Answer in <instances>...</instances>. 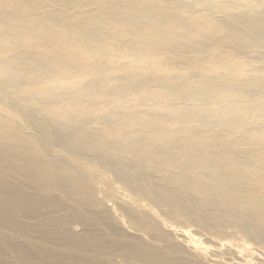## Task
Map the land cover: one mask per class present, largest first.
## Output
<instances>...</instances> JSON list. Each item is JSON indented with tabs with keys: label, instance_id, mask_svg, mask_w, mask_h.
Wrapping results in <instances>:
<instances>
[{
	"label": "bare ground",
	"instance_id": "1",
	"mask_svg": "<svg viewBox=\"0 0 264 264\" xmlns=\"http://www.w3.org/2000/svg\"><path fill=\"white\" fill-rule=\"evenodd\" d=\"M9 1L0 0V7ZM11 1H23L28 6L30 22L37 21L44 30L58 28L63 35L73 36L74 41L83 44L88 51L105 53L104 38L112 35H116V43L121 46L133 44L134 30L140 34H164V41L155 44H171L202 35L196 26L168 7L171 1L178 3L180 0H126L124 4L118 0ZM233 2L230 0L229 4ZM44 8L49 20L39 16ZM73 15L80 16V20H72ZM236 22H245V17L240 16ZM11 26L18 32L24 29V25L17 22ZM211 27L220 30L214 24ZM259 34L264 42V31ZM262 79L259 77L255 82ZM245 83L234 75L185 80L180 86L166 89L167 104H160L157 111L130 109L114 114L108 121L111 128L104 134L71 133L74 152L92 157V162L111 170L135 193L170 216L183 218L207 232L200 235L190 230V226L179 228L177 224L178 229H173L163 223L165 234L162 238L167 234L183 235L181 241L185 244L169 246L173 255L141 246L138 243L141 234L137 229L134 230L139 235H132L128 228H114L118 239L109 242L104 234L93 229V225L100 220L98 217H102L104 220L101 221L107 225L111 221L104 211L90 214V202L83 210L86 217L70 208L66 200L46 199L23 191L21 183L10 179L4 170L20 173L23 184L29 188L59 189L64 192L65 199L76 196L80 201L84 200L74 184L61 176L57 163L44 155L42 147L38 144L25 146L22 141L26 137L18 128L0 123V228L57 245L50 248L37 243L10 241V247L30 264H36V260L43 257L55 261L67 258L72 264H203L196 258L209 256L211 242L214 247L222 248L224 240L219 241L215 236L220 231L232 229L239 242L233 244L237 249H229L230 258L237 259V264H264L263 258L254 260L260 258L256 244L264 247V128L254 130L261 137L257 145L243 143L242 137L229 143L228 140L234 138L225 129L238 122L240 116L264 123V86L252 92ZM113 95L124 96L120 91L113 93L112 98ZM164 105L172 110L161 111L165 109ZM211 105L218 107L209 115H200L202 108ZM175 122L192 125L171 129L168 125ZM133 125L138 128L133 129ZM43 129L48 132L51 143L60 140L52 136L55 130L50 123L43 125ZM211 132L216 135L206 140L194 135L208 136ZM100 151L107 153L110 159L100 161L94 156ZM125 158L130 166L121 169L119 163ZM155 172L160 176L156 177ZM56 206L65 213L63 220L53 218L55 212L51 207ZM28 212L42 216L30 221L26 216ZM134 219L139 229L156 228L145 219ZM76 220H81L83 225L79 232L74 226ZM249 241L255 244L257 251ZM63 248L81 250L87 255L68 253ZM178 253L187 256L181 257Z\"/></svg>",
	"mask_w": 264,
	"mask_h": 264
},
{
	"label": "rangeland",
	"instance_id": "2",
	"mask_svg": "<svg viewBox=\"0 0 264 264\" xmlns=\"http://www.w3.org/2000/svg\"><path fill=\"white\" fill-rule=\"evenodd\" d=\"M118 1L123 4L126 2ZM167 1L170 0H165ZM229 1H171L168 7L184 17L192 26H196L202 33L200 37L171 44H155L164 41L165 35L140 34L134 30V43L128 46L117 44L116 35L105 37V53L88 51L83 44L75 42L73 36L63 35L58 28L44 30L37 21L30 22L27 15L28 6L23 1L14 3L10 0L1 6L0 123L18 128L26 137L22 141L25 146L38 144L42 147L44 155L57 163L61 176L74 184V188L81 192L84 200L80 201L76 196L75 199H65L64 192L59 189L29 188L23 184L24 178L20 173L8 169L4 170V173L10 179L21 183L23 191L46 199L57 197L62 201L66 200L67 205L74 211L83 213L89 202L90 214L104 211L111 224L103 223L104 219L98 217L100 220L93 225V229L104 234L109 242L118 239L113 232L114 228H128L131 229L132 235H139L140 232L141 239L138 243L141 246L173 255L175 253L169 246L181 242L185 244L181 241L183 235L167 234L163 238L168 240H162V235L165 234L162 230L163 223L173 226V229H178L179 225V228L190 226V230L200 235L207 233L203 228L183 218L170 216L158 205L135 193L111 170L92 162V157L74 152L70 138L73 132L104 134L111 128L108 121L112 115L121 111H157L160 104H167L166 89L173 85L180 86L185 80L217 79L234 75L241 82L246 81L244 85L252 92L264 86V42L259 34L264 31V0H234L232 4H229ZM44 13L45 8L42 16H39L49 20ZM240 16L245 17V22H236ZM80 18L72 16L74 21H79ZM15 22L23 24L24 29L18 32L12 28L11 25ZM211 24L218 26L220 30H214ZM259 77L263 79L255 82ZM119 91L124 94L122 98H117L116 95L111 97ZM163 107L165 109L161 111L172 110L167 105ZM217 107L206 106L200 110V115H209ZM237 120L238 122L225 127L227 133L234 138L228 142L233 144L238 141L237 138L242 137L243 143L257 145L261 137L255 134L254 130L264 128V123H257L255 119L248 120L243 116ZM46 123L54 126L55 133L52 136L60 140L53 143L49 141V134L43 129ZM191 125L190 122H175L168 126L177 129ZM132 128L137 129L138 126L133 125ZM194 135L206 140L216 133L211 132L208 136ZM94 156H98L100 161L110 159L104 151L96 152ZM119 165V168L124 169L130 166V162L125 158ZM154 175L157 177L160 173L155 172ZM51 209L55 212L53 218L63 220L65 213L62 209L57 206ZM26 216L30 221H34L42 215L28 212ZM134 217L145 219L156 228L139 229ZM74 226L78 232L83 229L81 220H76ZM231 230L220 231L215 236L219 241L224 240L225 245L222 248L214 247L212 242H209L214 254L209 251V256L196 259L203 264L236 263L237 259L233 261L230 258L229 249H237L233 244H237L239 238ZM42 240L0 228V264H30L10 247V241L57 247ZM249 242L254 250L257 251L256 246L259 248V255H256L260 258L254 260L264 259V247ZM63 250L87 255L81 250ZM178 254L181 257L187 256L186 253ZM36 264L72 263L67 258L55 261L43 257L38 258Z\"/></svg>",
	"mask_w": 264,
	"mask_h": 264
}]
</instances>
